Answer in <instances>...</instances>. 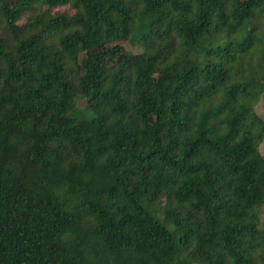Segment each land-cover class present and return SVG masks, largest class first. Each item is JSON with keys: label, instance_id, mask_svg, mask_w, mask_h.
I'll return each instance as SVG.
<instances>
[{"label": "trees", "instance_id": "trees-1", "mask_svg": "<svg viewBox=\"0 0 264 264\" xmlns=\"http://www.w3.org/2000/svg\"><path fill=\"white\" fill-rule=\"evenodd\" d=\"M262 97L264 0H0V264H264Z\"/></svg>", "mask_w": 264, "mask_h": 264}, {"label": "rangeland", "instance_id": "rangeland-1", "mask_svg": "<svg viewBox=\"0 0 264 264\" xmlns=\"http://www.w3.org/2000/svg\"><path fill=\"white\" fill-rule=\"evenodd\" d=\"M18 0H14L17 2ZM142 52V49L138 47H133L127 42L123 43H113L106 45L98 50H94V54L97 55L98 63L100 68L106 69L109 66L122 62L127 59L129 53L139 54ZM89 63V54L83 53L79 55V65L80 67H85ZM158 73L151 66H147L145 69V78L147 79H156ZM255 112L262 117L264 120V97L256 104L254 108ZM261 154L264 157V140L260 146ZM260 230L262 232V237L264 239V224L260 225Z\"/></svg>", "mask_w": 264, "mask_h": 264}]
</instances>
